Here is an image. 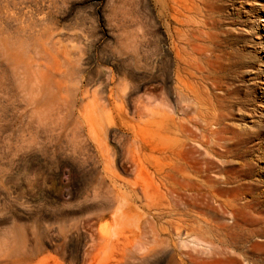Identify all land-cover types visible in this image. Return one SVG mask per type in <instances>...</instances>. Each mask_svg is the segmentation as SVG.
I'll list each match as a JSON object with an SVG mask.
<instances>
[{"label": "rangeland", "instance_id": "1", "mask_svg": "<svg viewBox=\"0 0 264 264\" xmlns=\"http://www.w3.org/2000/svg\"><path fill=\"white\" fill-rule=\"evenodd\" d=\"M193 27L214 104L174 46ZM37 243L39 264H264V0H0V264Z\"/></svg>", "mask_w": 264, "mask_h": 264}, {"label": "bare ground", "instance_id": "2", "mask_svg": "<svg viewBox=\"0 0 264 264\" xmlns=\"http://www.w3.org/2000/svg\"><path fill=\"white\" fill-rule=\"evenodd\" d=\"M190 15L193 16V15H195V13L194 12L193 13L190 12ZM199 15L201 16V19H202L200 23L204 26L203 28H205L207 16H202L201 13H199ZM175 30H176V32H175V39H176L177 42L174 43V46L176 48H179V45L181 43L187 45L186 48L184 47V51L188 54V56H190V61H188V63H189L188 65H189V67L191 69H193V71H190L189 75L193 79H195V78H199L200 79L201 84H202V87L205 90L204 93H205V97H206L207 103L214 104L215 102H220V101L226 99V97L230 94L229 91H225V89H224L226 87V85L225 84H219L217 82H214L211 79V77L209 75V72L206 73V69L208 70V67L206 66L207 65V62L206 61H202V58L196 57V54H200V55L204 56V58L206 57L205 60H208V59H210V57L213 54L212 53V50L210 49V46L208 44L206 45V41H205L206 38L208 40L207 31H204L203 29L198 28L197 30L200 33V36L197 37L196 36V27H193V28H191V29L188 30V33H186V35L184 37H182V35L179 34L178 31H177L178 29L175 28ZM203 34H205V36H203ZM201 37H202V40H201ZM199 41H202L203 43L200 44ZM160 54H161V52H160ZM161 55H163V54H161ZM180 55H181V51H178L177 52V57H179ZM194 55H195V57H192ZM160 57H162V56H160ZM198 72L200 73V76H197ZM159 73H160V71H159ZM162 84H160V85H162ZM161 89H163V88H161ZM215 90H220V91L223 90V92L221 94L219 92L218 93H215ZM163 91H164V89H163ZM170 98H172V96ZM158 99H160V98H158ZM168 100L169 99H167V98H162L161 97V104L163 106H167ZM158 102H160V101H158ZM173 102H175V101H173ZM173 105L174 104L171 105V102L168 105L172 111L174 110ZM189 109H190V107H189ZM185 129H186V131L188 130L187 127H185ZM183 179H186V178H183ZM180 194L181 193H180L179 190H176L175 191V195L177 197H180ZM43 249H44V247H43ZM41 250H42L41 244L40 243L39 244L37 243V245L34 246V248L32 250L31 249L30 250H27L22 255H19V257H15L14 259L10 260L7 264H35L39 260V258H40ZM156 253H157L156 252V249L155 248L152 249V251H151V257H155L156 256ZM88 255H89V253H86L84 255V261H87L88 260L87 259ZM41 261H43V260H39L37 263L39 264ZM123 263H124V260H122L120 264H123Z\"/></svg>", "mask_w": 264, "mask_h": 264}]
</instances>
